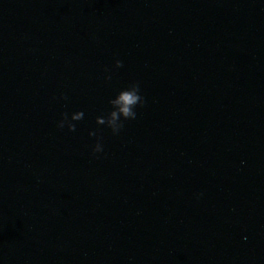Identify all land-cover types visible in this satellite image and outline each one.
Listing matches in <instances>:
<instances>
[{"label": "water", "instance_id": "obj_1", "mask_svg": "<svg viewBox=\"0 0 264 264\" xmlns=\"http://www.w3.org/2000/svg\"><path fill=\"white\" fill-rule=\"evenodd\" d=\"M0 264H264V0H0Z\"/></svg>", "mask_w": 264, "mask_h": 264}, {"label": "clouds", "instance_id": "obj_2", "mask_svg": "<svg viewBox=\"0 0 264 264\" xmlns=\"http://www.w3.org/2000/svg\"><path fill=\"white\" fill-rule=\"evenodd\" d=\"M114 67L116 69L123 67L122 61L116 60ZM106 80H111V76H106ZM61 99L67 100V97H61ZM109 104L111 110L106 115L97 117V122L100 126L110 129L113 135H118L124 127V122L135 120L137 118V109L142 108L145 104V98L141 93L139 83H131L120 90L113 99H110ZM84 115L83 111L74 112L70 117L68 114H64L59 120L57 127L59 129L67 127L69 132H75L76 123L81 121ZM89 135L96 139L92 148V155L97 156L104 151L102 137L97 136L95 132ZM199 195L202 196L203 194Z\"/></svg>", "mask_w": 264, "mask_h": 264}]
</instances>
